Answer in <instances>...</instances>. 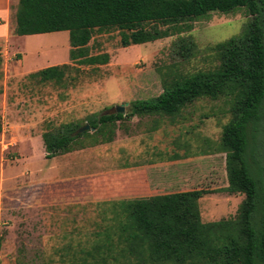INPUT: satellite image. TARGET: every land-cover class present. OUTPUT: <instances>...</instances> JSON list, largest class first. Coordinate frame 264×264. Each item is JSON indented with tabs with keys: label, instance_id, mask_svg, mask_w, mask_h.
<instances>
[{
	"label": "rangeland",
	"instance_id": "374dc122",
	"mask_svg": "<svg viewBox=\"0 0 264 264\" xmlns=\"http://www.w3.org/2000/svg\"><path fill=\"white\" fill-rule=\"evenodd\" d=\"M250 21L245 8L230 15L211 13L190 23L191 32L128 48L121 46L118 31L96 32L90 44L91 53H108L111 60L106 66L87 67L71 62L68 32L20 37L14 32L16 14L13 13L10 39L3 41L0 54V126L3 128L0 149H3L7 180L1 264H47L59 260L58 251L70 242L91 240L102 221V207L97 203L104 201L94 200L88 177L98 171L105 172L93 167L94 155L98 153L94 147L108 143L93 136L90 128V134L77 142L79 146H87L86 149L76 146L70 154L46 160L44 140L19 141V137L30 130L43 134L67 124L85 127L88 117L106 115L123 105H128L126 113L130 112L131 103L159 97L164 92L165 81L175 74L215 69L220 63L211 48L244 37ZM180 38H191L197 44L192 58L184 60L178 56ZM64 64L73 68L60 84H44L30 78L32 73ZM229 111L226 99H200L175 118L144 116L139 118L147 122L132 124L133 119L119 122L120 135L115 137L124 139L126 131L138 134L148 131L150 136H139L144 142L149 141L143 144L144 148L139 147L147 152L148 159L173 158L182 162L180 169L184 175L194 178V185L186 190L210 191L200 201L203 221L229 219L235 217L244 200V196L221 192L228 186L221 139L223 128L230 120ZM15 130H18L15 142L8 146ZM260 141H264V136L261 135ZM118 146L122 144L113 146L114 152ZM136 146L134 150H139ZM101 149L102 154L109 147ZM110 166L107 164L105 168L111 169Z\"/></svg>",
	"mask_w": 264,
	"mask_h": 264
},
{
	"label": "trees",
	"instance_id": "16d2710c",
	"mask_svg": "<svg viewBox=\"0 0 264 264\" xmlns=\"http://www.w3.org/2000/svg\"><path fill=\"white\" fill-rule=\"evenodd\" d=\"M248 11L244 37L211 48L219 65L209 71L175 74L164 92L131 103L125 115L88 117L92 135L111 143L117 124L135 117H177L200 99H226L230 120L223 128L229 195L244 196L233 218L205 223L200 201L208 190H192L150 198L97 203L101 223L86 242H70L59 260L47 264H264V0H20L15 34L36 36L68 32L70 60L78 66L110 63L108 53L93 55L96 32L118 31L121 46L144 45L191 32L190 23L211 13ZM177 54L192 58L197 44L180 38ZM71 64L30 74L41 83H62ZM67 124L43 134L46 160L86 149L77 145L89 131ZM2 126H0V134ZM3 239V234L1 241Z\"/></svg>",
	"mask_w": 264,
	"mask_h": 264
},
{
	"label": "crops",
	"instance_id": "0c3cea01",
	"mask_svg": "<svg viewBox=\"0 0 264 264\" xmlns=\"http://www.w3.org/2000/svg\"><path fill=\"white\" fill-rule=\"evenodd\" d=\"M20 0H0V54L3 52V41L10 39L12 25V14L17 12ZM16 29V27H15ZM15 32V31H14ZM147 119L139 117L133 118L132 124L140 123ZM3 131V128H2ZM15 130L12 133L11 143L14 144ZM124 139L117 137L111 143L97 145L94 148L98 153L94 155L93 167L102 168L103 173L96 172L91 175L93 198L97 201H120V200H133L140 198H150L154 196L167 195L174 192V188L186 192V188L194 185V178L184 175L180 165L182 162L170 158V160L152 161L148 159L147 152L139 149L143 144H149V141L139 139V136H150L148 131L142 134L126 131ZM156 132V131H155ZM154 133V131L152 132ZM5 132L2 134V138ZM44 134V133H43ZM43 134H35L32 130L28 134H24L18 138L21 141L23 138H31L33 140H43ZM116 135H120L116 131ZM17 136V135H16ZM3 140L0 142L2 143ZM44 142V141H43ZM123 142V143H122ZM144 142V143H143ZM130 143V144H129ZM122 144L116 147L114 152L113 146ZM136 148L139 150H134ZM104 147H109L104 153L101 154ZM147 147V146H146ZM132 148V149H131ZM144 148V147H143ZM3 149H0V264H1V237L3 229V221L5 216V191H6V175L4 169ZM64 156V155H63ZM174 157V156H173ZM114 162V165L110 166ZM109 165L105 168V165ZM116 167V169H114ZM190 172L187 173L189 175ZM195 174V173H194ZM47 180V178H45Z\"/></svg>",
	"mask_w": 264,
	"mask_h": 264
},
{
	"label": "water",
	"instance_id": "95a60500",
	"mask_svg": "<svg viewBox=\"0 0 264 264\" xmlns=\"http://www.w3.org/2000/svg\"><path fill=\"white\" fill-rule=\"evenodd\" d=\"M126 106L128 105H123L121 107H118L116 109H113L111 111H108L106 113V115H115V114H121V115H125L126 114ZM90 125H86L83 129H81L78 133H84L90 130Z\"/></svg>",
	"mask_w": 264,
	"mask_h": 264
}]
</instances>
